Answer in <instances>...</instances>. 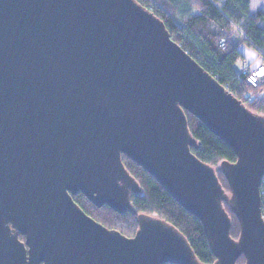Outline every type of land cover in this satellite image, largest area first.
Listing matches in <instances>:
<instances>
[{"label":"water","instance_id":"water-1","mask_svg":"<svg viewBox=\"0 0 264 264\" xmlns=\"http://www.w3.org/2000/svg\"><path fill=\"white\" fill-rule=\"evenodd\" d=\"M186 110L235 152L192 147ZM125 154L204 226L200 261L166 219L128 236L73 198L124 213L142 189ZM264 115L206 70L137 0H0V264H264ZM236 215L240 233L231 234ZM25 236V240L20 238Z\"/></svg>","mask_w":264,"mask_h":264},{"label":"trees","instance_id":"trees-1","mask_svg":"<svg viewBox=\"0 0 264 264\" xmlns=\"http://www.w3.org/2000/svg\"><path fill=\"white\" fill-rule=\"evenodd\" d=\"M137 1L161 18L172 38L234 96L241 99L250 110L264 115V78L258 84H253L237 68V60L245 58L239 47L243 41L261 50V65L264 64V7L252 11V0ZM186 115L190 131L197 141V147H192V151L217 168L220 181L230 192L229 183L219 165L224 159L236 160L235 152L198 117L187 110ZM122 158L142 189L139 193H132L130 209L119 213L106 204L98 207L81 191L73 195L75 201L96 220L128 236H133L138 228L139 213L158 215L186 235L200 261L213 262L216 257L200 219L185 209L141 165L125 154ZM261 191L264 216V176ZM224 205L232 217L231 234L237 238L240 233L239 221L226 201ZM20 238L25 240L24 235H20ZM245 260V256L241 255L237 262L243 264Z\"/></svg>","mask_w":264,"mask_h":264},{"label":"rangeland","instance_id":"rangeland-1","mask_svg":"<svg viewBox=\"0 0 264 264\" xmlns=\"http://www.w3.org/2000/svg\"><path fill=\"white\" fill-rule=\"evenodd\" d=\"M264 7V0H252L251 2V10L256 11L257 9ZM240 50L244 54L245 59L253 65V67H257L263 63V55L261 50L255 47L254 45H249L245 41L240 43Z\"/></svg>","mask_w":264,"mask_h":264},{"label":"built area","instance_id":"built-area-1","mask_svg":"<svg viewBox=\"0 0 264 264\" xmlns=\"http://www.w3.org/2000/svg\"><path fill=\"white\" fill-rule=\"evenodd\" d=\"M237 68L240 73L247 76L248 81L253 84H258L262 78H264V64L252 67L250 63L245 58H239L237 60Z\"/></svg>","mask_w":264,"mask_h":264},{"label":"snow or ice","instance_id":"snow-or-ice-1","mask_svg":"<svg viewBox=\"0 0 264 264\" xmlns=\"http://www.w3.org/2000/svg\"><path fill=\"white\" fill-rule=\"evenodd\" d=\"M262 74H264V72H262Z\"/></svg>","mask_w":264,"mask_h":264},{"label":"flooded vegetation","instance_id":"flooded-vegetation-1","mask_svg":"<svg viewBox=\"0 0 264 264\" xmlns=\"http://www.w3.org/2000/svg\"><path fill=\"white\" fill-rule=\"evenodd\" d=\"M41 264H43V262Z\"/></svg>","mask_w":264,"mask_h":264},{"label":"crops","instance_id":"crops-1","mask_svg":"<svg viewBox=\"0 0 264 264\" xmlns=\"http://www.w3.org/2000/svg\"><path fill=\"white\" fill-rule=\"evenodd\" d=\"M261 65V64H260ZM253 66V65H252Z\"/></svg>","mask_w":264,"mask_h":264}]
</instances>
